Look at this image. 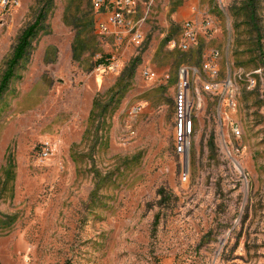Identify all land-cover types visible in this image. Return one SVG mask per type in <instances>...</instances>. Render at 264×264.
<instances>
[{
	"label": "rangeland",
	"instance_id": "374dc122",
	"mask_svg": "<svg viewBox=\"0 0 264 264\" xmlns=\"http://www.w3.org/2000/svg\"><path fill=\"white\" fill-rule=\"evenodd\" d=\"M16 1L0 16V77L45 17L0 97V264H264V0H137L140 45L100 33L91 0Z\"/></svg>",
	"mask_w": 264,
	"mask_h": 264
},
{
	"label": "built area",
	"instance_id": "2783aa9c",
	"mask_svg": "<svg viewBox=\"0 0 264 264\" xmlns=\"http://www.w3.org/2000/svg\"><path fill=\"white\" fill-rule=\"evenodd\" d=\"M16 0H0V16L8 10L12 5H16ZM91 7L95 13L103 11L104 21L98 23L100 33L117 35V39H121V35L127 36L128 40L135 45H140L142 35L138 30L137 23L132 22L135 14L137 0H91ZM195 27L187 22L183 27L184 37L178 44L180 50L187 48V43L195 40ZM189 41V42H188ZM187 42V43H186ZM218 52H214L217 56ZM211 69L208 65H204ZM184 67L178 70L177 82L175 84L174 102H173V146L177 155L186 157L191 145V134L193 133L194 123L192 116V102L189 95L188 74ZM147 76L155 78L154 72L147 73ZM250 84L253 83L249 80ZM217 85L212 83L206 85L207 89L216 88ZM236 135L239 134L238 129H233ZM49 154V145L45 143L40 151V155L46 157ZM187 177L186 168L183 166L181 178L185 180Z\"/></svg>",
	"mask_w": 264,
	"mask_h": 264
},
{
	"label": "trees",
	"instance_id": "16d2710c",
	"mask_svg": "<svg viewBox=\"0 0 264 264\" xmlns=\"http://www.w3.org/2000/svg\"><path fill=\"white\" fill-rule=\"evenodd\" d=\"M50 1V0H46ZM250 2L253 0H249ZM248 12L252 14V10L248 9ZM45 10L41 9L34 20L29 23L19 34L16 44L14 45L12 52L9 58L5 62V68L0 77V97L5 92L9 81L12 79L14 72L26 53V50L30 44L31 38L35 35V33L39 30L44 21ZM93 110L90 111V117L92 116Z\"/></svg>",
	"mask_w": 264,
	"mask_h": 264
}]
</instances>
